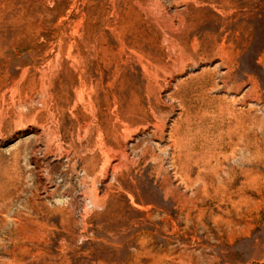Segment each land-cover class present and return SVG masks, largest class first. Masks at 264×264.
<instances>
[{"label":"rangeland","instance_id":"rangeland-1","mask_svg":"<svg viewBox=\"0 0 264 264\" xmlns=\"http://www.w3.org/2000/svg\"><path fill=\"white\" fill-rule=\"evenodd\" d=\"M0 264H264V0H0Z\"/></svg>","mask_w":264,"mask_h":264}]
</instances>
